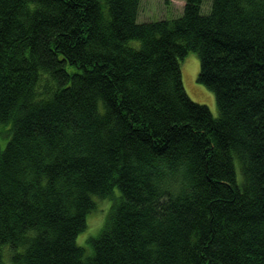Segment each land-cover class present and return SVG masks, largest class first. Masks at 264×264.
Listing matches in <instances>:
<instances>
[{"label": "trees", "instance_id": "trees-1", "mask_svg": "<svg viewBox=\"0 0 264 264\" xmlns=\"http://www.w3.org/2000/svg\"><path fill=\"white\" fill-rule=\"evenodd\" d=\"M140 6L0 0V264H264V0Z\"/></svg>", "mask_w": 264, "mask_h": 264}, {"label": "rangeland", "instance_id": "rangeland-1", "mask_svg": "<svg viewBox=\"0 0 264 264\" xmlns=\"http://www.w3.org/2000/svg\"><path fill=\"white\" fill-rule=\"evenodd\" d=\"M185 0H141L139 21H148L162 17H173L182 13ZM199 57L196 52H189L181 60L182 77L189 96L198 103L209 106L214 116L218 115V107L214 92L198 81ZM3 137H6L4 134ZM116 191H118L116 189ZM110 207V200L99 198L97 207L88 216V227L82 231L77 241L84 245L88 236L94 234L104 223Z\"/></svg>", "mask_w": 264, "mask_h": 264}]
</instances>
